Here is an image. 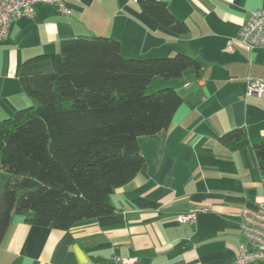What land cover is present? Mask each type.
Returning a JSON list of instances; mask_svg holds the SVG:
<instances>
[{"label":"crops","instance_id":"obj_1","mask_svg":"<svg viewBox=\"0 0 264 264\" xmlns=\"http://www.w3.org/2000/svg\"><path fill=\"white\" fill-rule=\"evenodd\" d=\"M163 1L188 25L186 35L162 27L136 0H69L70 15L39 3L32 18L11 23L0 45V121L32 104L19 81L21 64L57 52L65 39L113 38L125 58L184 54L205 66L200 78L190 69L167 80L184 103L162 139L140 140L144 167L112 194L113 215L68 231L30 226L15 215L0 264L235 263L244 242L241 211L264 197V170L252 147L232 151L219 139L234 128L264 138V94L246 95L248 78L264 81V49L236 41L264 0ZM192 210L195 220H177Z\"/></svg>","mask_w":264,"mask_h":264},{"label":"trees","instance_id":"obj_2","mask_svg":"<svg viewBox=\"0 0 264 264\" xmlns=\"http://www.w3.org/2000/svg\"><path fill=\"white\" fill-rule=\"evenodd\" d=\"M165 29L184 36L188 25L163 0H136ZM205 62L184 54L125 58L119 40L79 36L60 42L20 67L32 101L0 121V245L13 217L35 227L68 231L116 212L112 194L145 164L140 140L162 139L184 103L160 79L200 78ZM232 151L252 147L264 170V138L234 128L219 139Z\"/></svg>","mask_w":264,"mask_h":264},{"label":"built area","instance_id":"obj_3","mask_svg":"<svg viewBox=\"0 0 264 264\" xmlns=\"http://www.w3.org/2000/svg\"><path fill=\"white\" fill-rule=\"evenodd\" d=\"M69 0H0V45L9 34L11 23L21 18H32L36 4L54 5L62 14L70 15L67 6ZM236 41L245 49L253 51L264 49V10L253 11L243 23ZM264 94L262 79L248 78L246 95L260 98ZM198 210H192L178 216L179 222L195 220ZM243 243L239 245V254L234 264H264V197L257 200L254 208H244L240 221Z\"/></svg>","mask_w":264,"mask_h":264},{"label":"rangeland","instance_id":"obj_4","mask_svg":"<svg viewBox=\"0 0 264 264\" xmlns=\"http://www.w3.org/2000/svg\"><path fill=\"white\" fill-rule=\"evenodd\" d=\"M170 82V81H167V80H164V79H160L158 81V85H159V88H165V86H167V83ZM9 176L6 172L4 171H0V185H3L7 182Z\"/></svg>","mask_w":264,"mask_h":264}]
</instances>
